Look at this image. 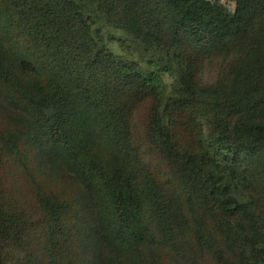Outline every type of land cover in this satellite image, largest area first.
<instances>
[{
	"label": "trees",
	"instance_id": "16d2710c",
	"mask_svg": "<svg viewBox=\"0 0 264 264\" xmlns=\"http://www.w3.org/2000/svg\"><path fill=\"white\" fill-rule=\"evenodd\" d=\"M0 264H264V0H0Z\"/></svg>",
	"mask_w": 264,
	"mask_h": 264
},
{
	"label": "rangeland",
	"instance_id": "374dc122",
	"mask_svg": "<svg viewBox=\"0 0 264 264\" xmlns=\"http://www.w3.org/2000/svg\"><path fill=\"white\" fill-rule=\"evenodd\" d=\"M224 4L228 6V8L232 11L235 9V0H222Z\"/></svg>",
	"mask_w": 264,
	"mask_h": 264
}]
</instances>
